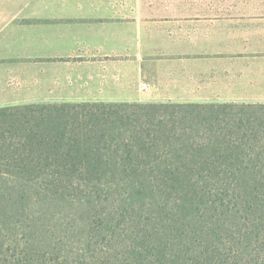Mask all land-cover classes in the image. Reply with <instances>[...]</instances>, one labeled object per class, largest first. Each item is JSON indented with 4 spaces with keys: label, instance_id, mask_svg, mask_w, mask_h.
Listing matches in <instances>:
<instances>
[{
    "label": "trees",
    "instance_id": "16d2710c",
    "mask_svg": "<svg viewBox=\"0 0 264 264\" xmlns=\"http://www.w3.org/2000/svg\"><path fill=\"white\" fill-rule=\"evenodd\" d=\"M83 189L93 210L86 211L91 235L101 242L120 234L102 196L123 193L141 202L154 195L176 197L186 206L196 205L191 213L202 215L206 207L219 216L205 224L203 237L214 238L210 243L203 238L209 246L197 249L191 264H225L219 239L230 225L242 223L232 239L245 238L254 246L249 264H264V104L86 102L0 108V225L12 224L26 237L55 244L56 238L69 236V226L60 225L61 205ZM129 207L132 215L121 205L114 217L129 222L137 210ZM18 249L0 244V264H145L143 257H161L149 246L144 255L122 263L49 254L54 246Z\"/></svg>",
    "mask_w": 264,
    "mask_h": 264
},
{
    "label": "crops",
    "instance_id": "0c3cea01",
    "mask_svg": "<svg viewBox=\"0 0 264 264\" xmlns=\"http://www.w3.org/2000/svg\"><path fill=\"white\" fill-rule=\"evenodd\" d=\"M86 102L264 104V0H0V108Z\"/></svg>",
    "mask_w": 264,
    "mask_h": 264
},
{
    "label": "rangeland",
    "instance_id": "374dc122",
    "mask_svg": "<svg viewBox=\"0 0 264 264\" xmlns=\"http://www.w3.org/2000/svg\"><path fill=\"white\" fill-rule=\"evenodd\" d=\"M84 194V189L79 190L75 195L67 197L70 198L69 202L61 205L63 217L60 225L69 226V236H61V239L56 238L55 244H50L42 237L37 236L32 239L26 237L21 228L15 229L11 226L12 224H6V226L0 225V244L20 249L31 246H54L56 249L47 251L49 254L93 256L95 260H106L113 263H122L121 261L126 259L144 255L145 248L149 246L152 250L151 254L161 257H143L145 264H191L190 259L196 256L197 249L202 250L209 246L203 244V238L208 243L214 238L209 233L203 237L202 231L205 230V224L207 221L215 222L219 219V216L208 213L206 207L201 212L203 216L191 213L196 211V205L192 203V205L186 206L182 198L154 195L153 199H145L146 201L141 202L140 198L132 199L123 193H119L120 195L113 193L102 196V200L105 201L107 215L111 217L113 224L119 225L120 234L116 238L108 237L101 242L91 235L92 223L89 222V213H93V210L89 209L86 199L88 196ZM149 200H153L151 205H147ZM121 205L128 209L131 215L133 209L129 206L133 205L137 209L135 217L129 218V222L118 220L113 215L119 213L116 209ZM40 208L35 205L36 210ZM87 210L90 212H86ZM161 211L168 214H163ZM242 225L243 223L238 227L230 225L224 239H219L225 245H220L225 264L250 263V253L255 250L254 246L248 244V240L245 238L234 240L231 237L232 232L238 231ZM193 238L197 241H193ZM146 239L148 244L144 243ZM142 243L144 248H138ZM128 248H131V252ZM135 248L138 251H135ZM4 252L9 255L13 254L6 250ZM226 259L228 262L225 261Z\"/></svg>",
    "mask_w": 264,
    "mask_h": 264
},
{
    "label": "built area",
    "instance_id": "2783aa9c",
    "mask_svg": "<svg viewBox=\"0 0 264 264\" xmlns=\"http://www.w3.org/2000/svg\"><path fill=\"white\" fill-rule=\"evenodd\" d=\"M145 86V85H144Z\"/></svg>",
    "mask_w": 264,
    "mask_h": 264
}]
</instances>
